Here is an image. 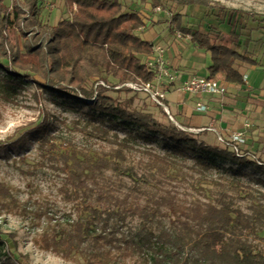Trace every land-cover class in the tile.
<instances>
[{
    "label": "trees",
    "instance_id": "1",
    "mask_svg": "<svg viewBox=\"0 0 264 264\" xmlns=\"http://www.w3.org/2000/svg\"><path fill=\"white\" fill-rule=\"evenodd\" d=\"M21 1L27 12L17 3L10 7L0 0V69L5 71L4 81L9 87L20 84L25 77L39 90L69 103L74 96L73 104L85 103L98 121L117 119L135 127L145 139L158 133L173 144L174 150L193 148L238 164L248 162L245 155L210 146L169 121L162 124L152 113L132 108L134 95L121 100L105 94L107 89L126 82L146 84L154 80V72L145 62L152 43L137 33L147 21L140 11L124 10L122 0H63L70 18L48 24L39 19L42 0ZM135 1L149 2L154 7L166 2L208 7V16L214 21L220 12L228 10L221 7L216 13L209 7L210 0ZM200 27L203 29L184 27L182 16L175 13L169 30L175 28L189 35L193 44L210 53L206 76L223 74L225 82L243 84V73L236 62L256 65L255 57L217 41L210 21ZM25 28L37 31L33 40ZM11 29L24 39L21 47L10 39ZM43 34L49 37L41 38ZM114 89L132 90L123 86ZM36 96L39 99L41 93ZM79 96L95 97L86 102ZM161 113L166 116L165 111ZM47 117L44 113L38 131L45 130ZM83 130L109 146L91 151L72 147L61 155L65 196L82 199L85 214L67 226L54 224L52 232L42 239L45 249L63 258L79 252L99 264H122L127 260H134L133 264H264V254L255 251L250 239L264 229V205L253 202L249 211L235 206L243 193L253 198L243 183L211 181L217 188L210 199L182 201L167 187V183L186 175L176 161L147 151L144 171L138 172L126 163L127 153L133 148L126 139L120 140L102 123Z\"/></svg>",
    "mask_w": 264,
    "mask_h": 264
},
{
    "label": "rangeland",
    "instance_id": "2",
    "mask_svg": "<svg viewBox=\"0 0 264 264\" xmlns=\"http://www.w3.org/2000/svg\"><path fill=\"white\" fill-rule=\"evenodd\" d=\"M17 1L27 9L21 0H5V3L11 7ZM122 1L124 10L136 9L145 18L147 16L150 29L153 28L161 36H168L176 31L175 28L169 30L171 17L175 13L182 16V25L192 30L203 29L200 25L210 21L217 41L255 57L258 64L263 66L261 69L246 71L250 67L236 62L241 72L246 71L251 86L256 89L257 94L253 92V95L245 97H252V101H247L257 110L247 117L245 124H249H243L237 130L225 132L211 125L217 129L221 138L210 129L200 132L179 125L174 118L172 122L164 108L153 103L149 93L136 83L126 82L114 87H129L132 89L130 92L114 88L105 91V94L121 100L134 95L132 108L150 112L162 124L169 121L192 133L198 140L220 149L233 151V145L227 142L234 143L236 140H233L232 133L242 132L245 142L238 144L248 162L238 164L212 152L194 151L193 148L184 152L174 150L173 144L167 143L161 134L155 133L148 140L141 136L140 130L117 119L108 121L105 118L98 121L91 116L92 109L85 103L73 104L76 101L74 96L70 97L72 103H69L64 98L54 97L49 91L39 90L25 77L20 84L9 87L4 81L6 73L0 69V229L3 240L0 244V264H99L90 262L79 252L72 254L70 258H63L45 249L42 242L43 237L52 232L54 224L67 226L73 219L85 214L83 207L86 203L82 199L72 200L65 196V173L61 155L72 147L81 151L108 147L107 143L90 137L83 130L90 129L97 123L107 125L111 134L116 133L120 140L126 139L133 146L127 153L126 163L138 172L144 171L147 151L166 155L176 161L186 175L167 183V187L172 188L182 201L210 199L217 188L211 181L238 180L244 184L246 191L252 193L253 198L241 194L235 202L236 207L249 211L248 207L253 202L264 205V87L260 88L261 81L264 85V0H210L209 7L216 13L221 7L228 9L220 12L217 21L208 16V7H186L166 2L160 6L161 11L156 12V6L149 2L141 4L135 0ZM69 18L70 14L63 0H42L39 19L43 23L56 24ZM25 30L28 38L33 40L37 31ZM145 31L148 32V28ZM137 33L143 38L146 35L142 31ZM9 37L13 43L22 46L24 39L18 35L17 30L11 29ZM43 37L49 36L43 34L41 38ZM178 40L187 42L183 44L173 40L184 59L192 56L195 44L191 42L190 36L182 34ZM199 51L205 54L206 60L198 63L197 68L205 71L204 66L209 63L210 53L200 48ZM221 77V74L216 76L217 79ZM88 85L91 86V81ZM95 86L93 84L94 89ZM38 93H41L39 99L36 96ZM94 97L85 99L79 96L86 102L93 101ZM169 107L174 113V106L169 104ZM162 110L166 116L162 115ZM44 113H48V117L44 124L45 130L40 132L37 127ZM239 114L237 112L238 116ZM124 179L130 181L127 176ZM250 239L255 251L264 254V229L257 237ZM133 262L134 260H127L122 264Z\"/></svg>",
    "mask_w": 264,
    "mask_h": 264
},
{
    "label": "crops",
    "instance_id": "3",
    "mask_svg": "<svg viewBox=\"0 0 264 264\" xmlns=\"http://www.w3.org/2000/svg\"><path fill=\"white\" fill-rule=\"evenodd\" d=\"M148 21L149 19H147L145 24L140 27L138 31L146 33L144 39L150 41L153 47L162 46L165 49L164 58L170 73L174 75V81L165 84L166 95L164 99V103L167 105L172 119H176L180 123L179 125L185 128L199 129V131L207 130L211 125H215L216 128L223 129L225 132L242 128L249 114L257 110L254 105H251L250 102L247 101H252V97L246 98L247 96L253 95V92H256V89H253L248 80L249 77L247 76L246 84H229L224 81V76L221 74L222 77L218 78V80L223 82L227 87L226 92L222 95H211L207 93L188 94L182 92L180 86L183 80L192 75H207L206 70L210 64V57L209 63L204 66L206 69L205 71H203L202 68H197L198 63L201 64L206 60V57L204 53L199 51L196 45H193L194 53L192 56L184 59L181 51L173 44V40L179 41V38L175 37V32L173 34L170 33L168 36H161L158 32L154 31L153 28L150 29ZM147 28L148 32L145 31ZM179 42H183V44L187 43L186 41ZM247 66L250 67V69L248 68L246 71L252 68L261 69L263 67L259 64ZM245 72H242L243 75H247ZM262 87H264V85L261 81L260 88ZM260 92L262 93L263 91ZM197 102L206 104L209 110L207 112L197 111L195 109V104ZM169 104L174 106V113L170 111ZM237 112L240 113L239 116Z\"/></svg>",
    "mask_w": 264,
    "mask_h": 264
},
{
    "label": "built area",
    "instance_id": "4",
    "mask_svg": "<svg viewBox=\"0 0 264 264\" xmlns=\"http://www.w3.org/2000/svg\"><path fill=\"white\" fill-rule=\"evenodd\" d=\"M18 5L22 7L20 4ZM154 9L156 12L161 11L160 6H156ZM23 10L27 12V9L23 8ZM175 37L181 38L182 33L176 30ZM164 52L165 49L162 46L153 47L151 54L147 57L145 62L148 68L154 72V78H153L154 80L152 83L137 84V85L141 89L147 91L150 97L153 99V101H155L158 105L163 107L164 110L167 112L169 118L173 120L168 111L167 105L164 103V99L166 95L165 84L172 83L174 81V75L171 74L169 71L168 65L164 58ZM243 79L246 82L247 75H243ZM180 90L188 94L207 93L211 95H222L226 92L227 87L223 82H221L215 77L192 75L182 81ZM195 109L200 112H207L209 110V107L204 103L197 102L195 104ZM248 124L249 123L246 124L244 123V125H248ZM208 129L214 131L218 135V137L221 138L219 132L214 126H210L208 127ZM197 130L199 131V129ZM232 135H233L232 137L233 140H236L237 142L235 141L234 143L231 142H227V143L233 145L234 147L233 151L236 155L243 156L244 152L240 144H238V142L241 143L245 142L244 134H242V132H237V133H232Z\"/></svg>",
    "mask_w": 264,
    "mask_h": 264
},
{
    "label": "water",
    "instance_id": "5",
    "mask_svg": "<svg viewBox=\"0 0 264 264\" xmlns=\"http://www.w3.org/2000/svg\"><path fill=\"white\" fill-rule=\"evenodd\" d=\"M171 120V119H170ZM172 122H174L173 120H171Z\"/></svg>",
    "mask_w": 264,
    "mask_h": 264
}]
</instances>
